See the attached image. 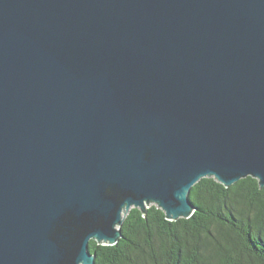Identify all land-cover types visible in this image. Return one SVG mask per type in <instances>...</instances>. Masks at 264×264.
Listing matches in <instances>:
<instances>
[{
	"label": "water",
	"instance_id": "water-1",
	"mask_svg": "<svg viewBox=\"0 0 264 264\" xmlns=\"http://www.w3.org/2000/svg\"><path fill=\"white\" fill-rule=\"evenodd\" d=\"M264 188V0H0V264H94L134 208Z\"/></svg>",
	"mask_w": 264,
	"mask_h": 264
},
{
	"label": "trees",
	"instance_id": "trees-1",
	"mask_svg": "<svg viewBox=\"0 0 264 264\" xmlns=\"http://www.w3.org/2000/svg\"><path fill=\"white\" fill-rule=\"evenodd\" d=\"M188 219L167 221L151 205L132 208L113 246L91 240L94 264H264V188L247 177L229 188L203 178L189 193Z\"/></svg>",
	"mask_w": 264,
	"mask_h": 264
}]
</instances>
